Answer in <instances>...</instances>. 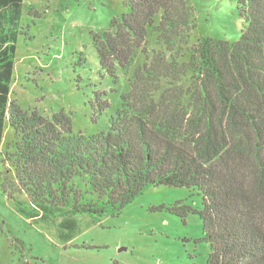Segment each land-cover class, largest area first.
<instances>
[{"label": "trees", "instance_id": "trees-1", "mask_svg": "<svg viewBox=\"0 0 264 264\" xmlns=\"http://www.w3.org/2000/svg\"><path fill=\"white\" fill-rule=\"evenodd\" d=\"M23 4L0 0V147L13 132L1 189L17 212L55 223L68 241L79 217L117 216L150 187L187 188L200 208L166 209L202 221L205 264H264V0H235L237 41L200 37L188 49L190 0H125L92 34L119 100L112 109L106 92H93L92 119L108 114L91 135L74 133L63 111L47 117L10 99Z\"/></svg>", "mask_w": 264, "mask_h": 264}, {"label": "rangeland", "instance_id": "rangeland-1", "mask_svg": "<svg viewBox=\"0 0 264 264\" xmlns=\"http://www.w3.org/2000/svg\"><path fill=\"white\" fill-rule=\"evenodd\" d=\"M124 2L24 0L26 35L17 42L10 99L47 117L63 111L70 115L74 133L104 130L108 113L92 119L93 92H106L112 109L119 99L110 89L111 80L101 78L92 34L119 17ZM190 2L196 27L186 49L200 37L239 39L235 0ZM119 77L122 91L127 78L121 72ZM12 138L7 127L0 147V264H205L209 247L201 241L202 221L196 214L182 218L166 209L179 202L200 208L201 196L187 188L150 187L117 216L96 223L79 217L68 241L59 238L55 223L26 219L1 189L5 175L11 178L13 173L9 163L1 162L4 146Z\"/></svg>", "mask_w": 264, "mask_h": 264}]
</instances>
